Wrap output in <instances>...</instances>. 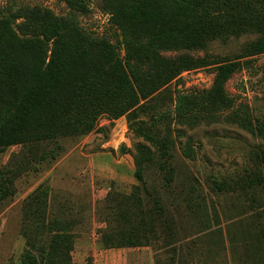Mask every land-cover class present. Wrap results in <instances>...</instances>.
<instances>
[{
    "label": "rangeland",
    "instance_id": "1",
    "mask_svg": "<svg viewBox=\"0 0 264 264\" xmlns=\"http://www.w3.org/2000/svg\"><path fill=\"white\" fill-rule=\"evenodd\" d=\"M85 2L81 26L119 49L121 18L130 21L125 20L126 13L112 17L121 12L120 0ZM35 7L60 17L69 13L58 0H0V16ZM256 39L244 36L215 42L204 52L188 54L225 60ZM232 64L223 93L214 90L220 66H207L183 73L117 120L113 112L100 115L87 135L66 133L47 141L36 127L30 135L25 133L24 144L5 149L0 156V183L1 192L8 194L0 198V264H23L27 201L38 202V210L47 200L51 217L74 219L70 225L76 236L74 264H104L100 254L113 252L103 249L102 235L128 233L127 223L119 222L130 209L140 210L139 199L142 212L153 216L159 239H151L150 247L126 249L124 257L151 255L136 262L140 264H264L263 253L258 257L256 250L264 236V55ZM74 80L62 90V99L76 98ZM108 84L112 94L122 89L115 77ZM5 89L13 98L0 96L1 134H19L21 127L31 130L45 96L18 104L21 88ZM178 96L191 97L189 108L194 112L187 113L183 122L175 114ZM143 132L171 140L172 159L165 164L160 151L143 140ZM141 146L150 150L148 163L141 161ZM186 148L193 150L192 159L184 155ZM32 227L35 231L29 235L37 242L36 250H47L49 235L40 224ZM57 245L62 250L63 240Z\"/></svg>",
    "mask_w": 264,
    "mask_h": 264
},
{
    "label": "trees",
    "instance_id": "2",
    "mask_svg": "<svg viewBox=\"0 0 264 264\" xmlns=\"http://www.w3.org/2000/svg\"><path fill=\"white\" fill-rule=\"evenodd\" d=\"M58 1L68 7L66 16L40 7L20 8L0 16V96L10 94L13 98V93L4 91L10 87L21 88L16 97L18 104L45 96L33 115L31 130L21 127L19 134L11 136L0 132V156L9 147L24 144L25 133L30 135L36 127V133H43L42 140L47 141L66 133L87 135L94 130L100 115L113 112L117 120L138 107L141 100L192 70L219 65L214 90L223 93L235 67L232 62L264 55V0H120L121 12L112 17L118 19L126 13L125 20L130 21L121 18L119 49L106 37L95 36L81 26L79 19L87 9L85 0ZM20 21H25V25H20ZM244 36L257 39L247 43L234 58L211 60L188 54L204 52L215 42L227 43ZM16 55L21 58H14ZM110 77L122 83L119 92L112 94ZM71 78L76 79L73 87L78 91L73 102L61 95L71 85ZM190 99L177 97L178 121H186V114L194 113L189 108ZM141 137L160 151L166 158L165 164L172 159L171 140L156 139L147 132ZM139 148L141 161H151L150 150ZM183 153L189 159L194 157L191 149L186 148ZM136 163L140 167L138 159ZM136 175L143 182L142 172ZM1 189L0 183V198L4 200L8 193ZM37 203L27 201L24 209L36 210ZM136 204L140 210L130 209L128 217L119 222L127 223L128 233L112 231L110 235H102L104 249L150 247L151 239L158 241L153 216L142 212L141 199ZM29 209L24 212L23 221L27 239L23 264H74L71 253L76 236L70 226L73 220L51 217L47 200L36 212ZM35 224H40L50 237L47 250L42 252L36 250L37 242L29 235ZM262 237L256 250L264 255ZM57 240H63V246L59 247L62 250L58 249Z\"/></svg>",
    "mask_w": 264,
    "mask_h": 264
},
{
    "label": "crops",
    "instance_id": "3",
    "mask_svg": "<svg viewBox=\"0 0 264 264\" xmlns=\"http://www.w3.org/2000/svg\"><path fill=\"white\" fill-rule=\"evenodd\" d=\"M66 219H70L69 216H67ZM72 220L74 221V219H72ZM258 246H259V244H258ZM126 249H129V251H130V249H136V248L104 249L105 252H113V254L110 256L109 254L104 255L102 253V254H100V256H102L104 258V264H140V263H136V262L137 261L140 262V261H143L145 259L146 260L151 259L150 254L149 255L148 254H143V255L139 254L138 256L136 255L135 257H133V255H134L133 254L132 255L133 258H131V256L130 257H127V256L124 257L123 255H124ZM133 251H135V250H133ZM73 252H74V250H73ZM73 252L71 253V255L73 254ZM257 256L258 257L261 256L258 251H257ZM155 264H157V262Z\"/></svg>",
    "mask_w": 264,
    "mask_h": 264
}]
</instances>
